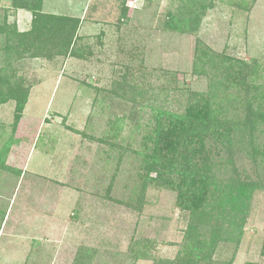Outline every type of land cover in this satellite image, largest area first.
<instances>
[{"label": "rangeland", "instance_id": "rangeland-1", "mask_svg": "<svg viewBox=\"0 0 264 264\" xmlns=\"http://www.w3.org/2000/svg\"><path fill=\"white\" fill-rule=\"evenodd\" d=\"M2 1L0 24L15 35L29 32L32 12ZM23 1L40 2L41 15L75 27L78 56L19 58L23 103L0 100V264H175L183 252L185 264H264V172L239 150L233 169L245 174L234 192L158 188V176L139 166L142 143L153 149L146 140L151 94L158 102L165 96L174 111L182 88L205 93L214 75L235 80L240 65L258 73L254 85L263 94L264 0ZM201 53L217 65L202 66ZM128 86L144 103L134 121L126 118L132 103L117 99ZM109 97L127 108L109 115ZM252 97L220 103L230 108L229 124L245 101L264 111ZM121 116L128 121L117 136L113 122ZM122 140L133 143L120 151ZM259 161L264 170V148ZM137 250L146 256L133 262Z\"/></svg>", "mask_w": 264, "mask_h": 264}, {"label": "trees", "instance_id": "trees-1", "mask_svg": "<svg viewBox=\"0 0 264 264\" xmlns=\"http://www.w3.org/2000/svg\"><path fill=\"white\" fill-rule=\"evenodd\" d=\"M6 1L9 7L25 8L33 14L32 28L22 35H15L11 28L0 24V64L3 66L0 68V100H14L20 107L26 96V89L25 79L22 76L16 77L15 74L16 71L21 70L22 62H18L19 58L26 59L34 55L48 58L53 54L66 56L68 53L74 57L78 56L73 50L76 28L70 27L66 30L62 27V19L41 15L39 12L40 2L36 5L24 4L23 0H3L2 2ZM192 10L191 7L187 9L188 17L186 19L181 15V24H187ZM65 36L67 37L65 38ZM200 55L204 60L202 66L209 64V68H212L217 65L218 61L215 56L205 53ZM230 68L233 67L230 66ZM238 68V71L234 72L235 80L232 78V73L221 79H216L218 76L214 75V78H211L212 81L208 83L205 93H195L189 91L187 87L182 88L185 93H182L181 97L185 96V99L183 102L178 100V108L174 111L168 109L165 96L161 102L157 101L158 95L156 94H151L147 98L151 103L145 105L151 115L150 126H148L150 128L148 136L150 137L146 140L152 144L153 149L150 153L151 149H146L142 143L140 151L142 159L140 158L139 166L142 167L145 164L147 173L151 171L158 176L155 179L158 188L163 187L171 190L177 186V189L185 188L187 193L196 195L197 192H208L210 188L213 190L221 186V188L234 192L237 187H242L240 179L245 174V170L238 172L233 169L234 162L231 154L232 152L237 154V150L246 159H249L257 173L264 172L259 165V156L263 155L264 148V131L261 128V126L264 127V111L257 110L254 113L250 101L248 100V103L245 101V107L237 110L233 123L229 124L230 120H227L225 115L230 111V108L220 104L225 101L229 102V95L232 97L230 102L238 104L241 101V93L252 94V98L256 102L260 97L261 102L259 105L257 102V105L260 106V109H264V90L262 94L259 90L260 87L254 85L258 79V73L242 65ZM3 87L6 88L4 92L2 91ZM232 87L236 88L235 94H228L227 92L230 93ZM140 94L141 91L129 86L123 87V94H117V99H121L122 103L125 101L132 103L130 108L133 110V114L130 113L126 117L128 120L134 121V116L137 113L136 107H144L142 100H134L136 96L137 98L141 97ZM108 99V103L103 105L106 109L107 106H111V110L107 112L109 115L116 116L114 109L116 110L117 106L111 97ZM117 103V114L121 113L120 110L127 108L123 104ZM220 116H223V120ZM126 118L123 116L121 119L117 117L114 120L113 124L117 122V136L122 129L120 122L128 121ZM226 123L227 127L230 125L227 130L225 129ZM132 143L133 141L127 144L122 140L118 143L121 147L119 150L129 149ZM216 144L218 147L216 146L214 149L217 152L213 153L211 147ZM144 151H149V153H144ZM201 152H206L207 157L205 156V161L204 158H201L196 162ZM212 153L215 154L216 163L210 161L214 157L211 155ZM204 162L207 163L204 164ZM200 163H202L201 166H199ZM133 167L136 169L135 165ZM166 168L169 169L168 174H165ZM211 198L214 199L213 196ZM181 206L186 209L190 207V203L185 202ZM188 228L193 230L190 225ZM192 244L193 242L190 243V246ZM191 249L192 247H187L186 251L189 252ZM183 254L180 258L178 255L173 262L175 264L188 262L186 253L183 252ZM144 256L146 255L141 251H135V255L132 257L133 262L135 259L144 258Z\"/></svg>", "mask_w": 264, "mask_h": 264}]
</instances>
